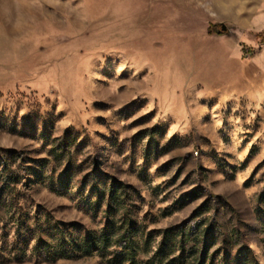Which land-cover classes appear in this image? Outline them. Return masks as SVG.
<instances>
[{"label": "rangeland", "instance_id": "rangeland-1", "mask_svg": "<svg viewBox=\"0 0 264 264\" xmlns=\"http://www.w3.org/2000/svg\"><path fill=\"white\" fill-rule=\"evenodd\" d=\"M263 32L264 0H0V264H264Z\"/></svg>", "mask_w": 264, "mask_h": 264}, {"label": "trees", "instance_id": "trees-1", "mask_svg": "<svg viewBox=\"0 0 264 264\" xmlns=\"http://www.w3.org/2000/svg\"><path fill=\"white\" fill-rule=\"evenodd\" d=\"M259 36H260V38H264V32L261 33ZM91 243H93L91 240L84 239L78 246L82 247V248H87V247H89V245H91ZM102 244H105V242L102 241ZM78 246H76L75 248H77ZM58 250H59L58 254L61 257L64 258L65 256H67L66 253L64 252V250L61 247ZM161 254L162 253H161V250H160V251L157 252L156 256H162Z\"/></svg>", "mask_w": 264, "mask_h": 264}, {"label": "water", "instance_id": "water-1", "mask_svg": "<svg viewBox=\"0 0 264 264\" xmlns=\"http://www.w3.org/2000/svg\"><path fill=\"white\" fill-rule=\"evenodd\" d=\"M220 31H221V32H222V31H225V28H224L223 26H221V30H220Z\"/></svg>", "mask_w": 264, "mask_h": 264}]
</instances>
